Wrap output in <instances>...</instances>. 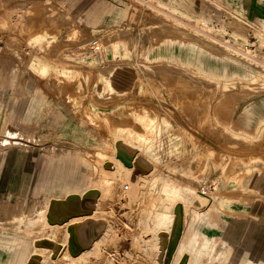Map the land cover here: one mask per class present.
I'll use <instances>...</instances> for the list:
<instances>
[{"label":"rangeland","instance_id":"obj_1","mask_svg":"<svg viewBox=\"0 0 264 264\" xmlns=\"http://www.w3.org/2000/svg\"><path fill=\"white\" fill-rule=\"evenodd\" d=\"M90 1L0 0V205L7 201H22L24 212L33 214L30 207L45 196L85 194L95 187L82 162L92 157L90 151L96 139L86 126L88 124L84 123L88 119L67 96L69 93L80 96L78 106H85L93 100L110 110L127 101L154 107L167 114L183 133V147L178 153L169 152L167 156L160 157V163L151 169L155 168L163 177L177 178L182 185H190L191 196L208 183L204 180L216 176L219 184L209 183L207 190L219 204L220 197L234 191L230 189V174L236 166L229 167L228 163H236L230 157L238 156L248 148L250 153L264 156V135H253L249 139L244 134H236V131L231 132L223 118L207 113V106L211 107L214 100L216 88L212 85L216 78L210 79L208 88L200 89L195 69L190 67L192 77H188L189 87L185 89L175 84L174 74H153L152 67L170 69L175 64L167 54L162 59H169L167 63L149 60V49L158 45L163 35H180V38L203 46L213 55L226 56L229 52H237L242 58L236 63L247 66L253 77L250 82L238 80L228 85L225 92L234 98L238 95L234 101L236 104H241L242 98L248 100L253 95H264V0H242L241 11L233 7L230 0H194L195 16L174 7L160 8L157 0H97L102 7L94 10L89 6ZM150 5H158L167 14L152 13L148 8ZM180 21L185 26L183 29ZM72 23L79 32L67 35ZM175 24L181 28L180 33L174 32ZM45 30L58 33L59 37L51 42L35 39L37 33ZM94 39L100 44L120 40L123 50L128 52L117 53L113 57L142 63L143 83L138 82L137 89L127 95L115 93L105 99L95 97L98 62L84 58L75 64V60H69L84 53L104 56V45L95 49ZM235 49L237 51H233ZM37 59L59 66L67 63L72 69H81L87 76L86 89L78 87L79 76L66 80L52 71L41 77L33 65ZM60 79L62 81L57 82ZM35 85L45 95L42 104L44 118L28 115ZM109 121L114 119L109 117ZM101 130L105 133L106 129L101 127ZM242 143L250 147L238 149ZM208 147L218 152L220 163L216 162L206 171L198 170L197 163L206 157L204 154ZM222 169H226L225 172ZM125 173L117 170L111 174L113 181L102 189L101 198L94 191L84 196L82 202L86 200L87 207L92 203L101 211L92 231V246L83 247L82 252L76 251L77 256L81 254L74 264H155V260L162 258L161 255L151 258L145 243L150 232L144 229V218L147 203L153 198H147L148 178ZM92 193H97L98 199ZM154 198L157 200L156 196ZM204 207L205 204L200 209ZM237 209L231 206L226 211L236 213V218L244 226L234 246L227 251L231 259L219 264H257V254H248L249 236L252 239L254 235L250 225L258 218L260 221L264 211L259 208L249 212ZM188 229L186 242L192 238L190 224ZM67 247L70 249L69 239ZM61 262L57 264H66Z\"/></svg>","mask_w":264,"mask_h":264},{"label":"bare ground","instance_id":"obj_2","mask_svg":"<svg viewBox=\"0 0 264 264\" xmlns=\"http://www.w3.org/2000/svg\"><path fill=\"white\" fill-rule=\"evenodd\" d=\"M157 2L161 5L160 8L174 7L195 16L194 0H157ZM230 2L233 7L241 11L242 0H230ZM89 6L94 10L97 7L101 8L102 4L100 1L91 0ZM157 6L150 5L148 8L152 13L164 14L165 11ZM184 27L183 25L182 29ZM175 28L174 32L180 33L181 28L176 24ZM78 32V27L72 23L67 35H75ZM58 37V33L49 30L35 35V39L42 42L44 40L51 42ZM92 41L95 49H101L104 45V56L84 53L69 60L70 62L75 60V64L82 62L84 58L98 62L95 69L97 80L94 83L97 99H105L115 93L127 95L137 89L138 82L143 83L144 73L140 61L113 57L117 53L122 55L128 52L123 50L122 41L116 40L110 44H100L96 39ZM158 42V45L149 49L151 50L149 60L159 62L165 59L164 54H167L175 66L170 69L163 66L152 67L153 74L156 72L174 74L175 84L185 89L189 87L188 77H192L189 74L190 67L195 69L197 82L201 85L200 89L208 88L210 79L216 78L217 81L212 85L216 88L214 100L211 102V107L207 106V113L216 118H223L231 132L236 131V134H244L249 139L253 135H264V95H253L248 100L242 98L240 99L242 103L237 105L234 101L238 95L234 98L233 95L225 92L228 85L238 80L250 82L253 77L247 66L241 62L236 63L242 58L239 53L229 52L226 56L213 55L203 46L180 38V35L177 37L163 35ZM130 53L132 54L131 51ZM169 59L162 62L167 63ZM66 64L59 66L45 59H37L33 65L35 70L41 73V77L52 71L57 75L60 74L62 79L79 76L81 79L78 87L83 86L86 89L87 76L81 69H72ZM62 79L57 82H61ZM76 95L69 93L67 96L73 100L75 108L80 109L82 115L88 119L84 123L88 124L86 126L91 129L96 139L95 146L90 151L92 157L82 162V166L94 180L95 187L85 194L45 196L30 207L34 215L24 212V202L12 203L6 200V203L0 205V231H2L0 264H57L61 261L66 264L77 263L81 253L77 256L75 252H82L83 247L92 246L94 234L92 231L96 228L95 220L101 211L92 203L87 207L86 200L84 202L82 200L91 191L97 192L96 195L98 198L100 195L101 198L104 193L102 189L111 184L113 181L111 174L117 170L148 178L149 197L147 198L149 200L153 198L147 203L144 218V229L150 232L149 239L145 243L151 258L162 256L159 260H155V264H219L231 259L227 251L234 246L244 224L236 218L238 216L236 213L226 210L227 207L235 206L240 211L245 209L249 212L258 208L264 211V156L250 153L248 148L238 156L230 157L236 163V165L232 162L228 163L229 167L236 166L230 174L232 176L230 189L234 191L220 197L219 204L215 203V196L207 190L209 183L219 184L216 176L208 180L202 179L208 183L191 196L190 185H182L177 178L163 177L155 168L151 169L157 167L160 157L167 156L169 152L178 153L183 147V133L179 131L178 124L167 114L159 112L154 107L135 105L127 101L121 102L120 107L110 110H106L107 107H101L93 100L85 106H78L77 103H81V100L78 95L77 100ZM44 99L43 90L35 85V93L28 107L30 117L44 118L45 110L42 105ZM109 117L114 119L113 123L109 121ZM89 124L94 126L91 128ZM101 127L106 129L105 133ZM244 147L250 145L246 143L238 149ZM205 153L206 157L199 159L197 163L198 170L201 171L215 166L216 162L220 163L218 152L208 147ZM225 170L222 169L224 172ZM92 195L97 198L94 193ZM97 203L99 204V201ZM203 204L205 207L200 209ZM91 206H93L92 212L89 211ZM258 221L259 218L250 225L254 235L252 239L249 236L251 244L248 254L256 253L257 264H264V213ZM189 224L192 238L186 242L185 237L190 232ZM68 239L71 251L67 247Z\"/></svg>","mask_w":264,"mask_h":264}]
</instances>
